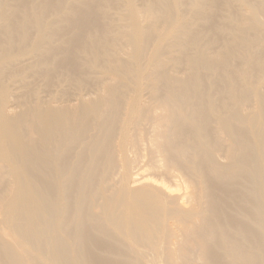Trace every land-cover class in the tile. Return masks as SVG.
<instances>
[{
  "label": "bare ground",
  "instance_id": "obj_1",
  "mask_svg": "<svg viewBox=\"0 0 264 264\" xmlns=\"http://www.w3.org/2000/svg\"><path fill=\"white\" fill-rule=\"evenodd\" d=\"M0 264H264V0H0Z\"/></svg>",
  "mask_w": 264,
  "mask_h": 264
}]
</instances>
